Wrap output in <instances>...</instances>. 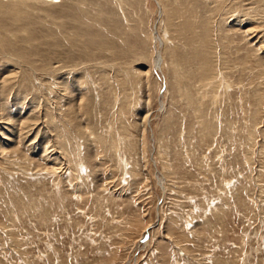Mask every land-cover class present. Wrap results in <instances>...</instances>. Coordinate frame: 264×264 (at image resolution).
Here are the masks:
<instances>
[{
    "label": "rangeland",
    "instance_id": "374dc122",
    "mask_svg": "<svg viewBox=\"0 0 264 264\" xmlns=\"http://www.w3.org/2000/svg\"><path fill=\"white\" fill-rule=\"evenodd\" d=\"M22 1L0 0V264H264V4Z\"/></svg>",
    "mask_w": 264,
    "mask_h": 264
},
{
    "label": "bare ground",
    "instance_id": "6f19581e",
    "mask_svg": "<svg viewBox=\"0 0 264 264\" xmlns=\"http://www.w3.org/2000/svg\"><path fill=\"white\" fill-rule=\"evenodd\" d=\"M6 2H12L13 4H14V6L17 8L18 6H20V5H23V1L22 0H5ZM157 1V0H156ZM159 1V0H158ZM157 1V3H158V5H159V7H160V9H159V11H160V14H159V18H161V17H163V14H164V6L160 3V2H158ZM222 2V1H221ZM231 2V1H230ZM255 2L256 3H258V2H260V4H261V2H262V4H264V0H255ZM220 3V2H219ZM222 4H224L223 2H222ZM222 4H220L221 6H223ZM219 7V6H218ZM216 8V7H215ZM214 8V10L216 11V9H218V8H216L215 9ZM223 8V7H222ZM221 10V8L219 9V11ZM213 11V10H212ZM165 15V14H164ZM0 53H2L3 51H5L6 49H7V47L6 46H9V43L11 44V38L13 39V38H16V34H15V32H8V31H3L2 30V28H0ZM228 34V33H227ZM82 37V36H81ZM89 39V37H88V35H87V41H90V39ZM155 39H156V37H155ZM14 40V39H13ZM30 40V38L28 37L27 38V35H26V38H24V41L25 42H28ZM10 41V42H9ZM10 47V46H9ZM16 54H18L17 56H19V57H22L23 58V56H21V54H19L18 52L16 53ZM154 67L156 68V69H160L161 68V65H162V63H163V57H162V55L161 54H155V57H154ZM262 66H261V64H260V62L259 63H257V65H256V67L254 68V70H255V74L256 75H258L259 76V74H260V76L263 74V72L261 71L262 69ZM24 75H26L25 73H24ZM29 76V75H28ZM27 76V77H28ZM26 80V79H25ZM262 80V79H261ZM22 82V81H21ZM22 84V83H21ZM62 84V83H61ZM65 84V83H64ZM63 84V85H64ZM66 85V84H65ZM68 85V84H67ZM69 86V85H68ZM25 87H26V85H25ZM60 87H61V85H60ZM67 87V86H66ZM24 88V87H23ZM22 88V89H23ZM227 88V87H226ZM27 89V88H26ZM65 89V91H69V89H68V87H67V89L66 88H64ZM25 90V89H24ZM2 91V90H1ZM70 91H72V90H70ZM1 93V92H0ZM226 93V92H225ZM3 94V93H2ZM67 94H70L69 92L67 93ZM1 95V94H0ZM83 98V97H82ZM220 114V113H219ZM219 122H221V120L219 121ZM163 181V180H162Z\"/></svg>",
    "mask_w": 264,
    "mask_h": 264
}]
</instances>
